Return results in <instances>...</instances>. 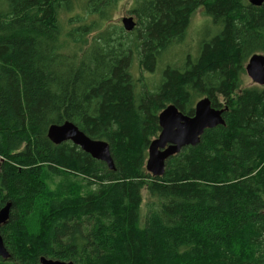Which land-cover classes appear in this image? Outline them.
<instances>
[{
	"label": "trees",
	"instance_id": "1",
	"mask_svg": "<svg viewBox=\"0 0 264 264\" xmlns=\"http://www.w3.org/2000/svg\"><path fill=\"white\" fill-rule=\"evenodd\" d=\"M121 1L0 0V207L11 204L0 264H264V85L240 88L239 78L264 53V3L133 0L135 27L105 28ZM197 8L214 33L144 90L133 56L152 72ZM203 96L227 107L224 124L152 176L158 112L192 115ZM65 120L108 142L113 169L48 139ZM142 189L157 199L143 223Z\"/></svg>",
	"mask_w": 264,
	"mask_h": 264
},
{
	"label": "water",
	"instance_id": "2",
	"mask_svg": "<svg viewBox=\"0 0 264 264\" xmlns=\"http://www.w3.org/2000/svg\"><path fill=\"white\" fill-rule=\"evenodd\" d=\"M249 1L255 5H259L263 0ZM123 24L126 29H130L133 26L130 18L123 19ZM246 70L253 80L264 83V57L262 55H253L246 66ZM215 122H217L216 113L208 110L205 102H201L195 107L193 117H187L178 113L172 105H168L159 114V124L162 131L159 139L153 141L149 147L150 159L147 161V169L153 173H161L164 166L162 162L164 158L177 152L182 145L197 143L198 135L201 134L204 127L211 126ZM48 137L55 143L70 139L93 157L104 160L108 163L109 167H113L107 143L104 140L92 139L84 135L70 123L64 122L60 125H51L48 128ZM165 142H171V145L163 151H158L157 147H163ZM154 151L161 152L160 158L159 156H154ZM10 206L11 204L7 203L0 210V223L6 221ZM0 254L6 255L1 237ZM40 262L41 264H74L72 261L65 263L52 261L44 257L40 258Z\"/></svg>",
	"mask_w": 264,
	"mask_h": 264
},
{
	"label": "rangeland",
	"instance_id": "3",
	"mask_svg": "<svg viewBox=\"0 0 264 264\" xmlns=\"http://www.w3.org/2000/svg\"><path fill=\"white\" fill-rule=\"evenodd\" d=\"M132 4H133V0H122L121 2H119L113 14V18L108 22L104 23V27L107 28L110 25V23H114V24L116 23L117 25H121V18L123 16L130 15L127 11L131 8ZM66 18L67 15H64L62 17L63 27H66V21H65ZM91 18H95V17L93 15H90L87 20H91ZM214 31H215V27H212L211 19L205 16L203 8H197L195 12L192 13L188 21V29L186 30V34L183 41L173 43L170 47H168L158 58L156 62V66L152 72H146L143 69H141V67L138 65V56L137 55L133 56L131 71L133 72L134 77L137 78L138 81H140L139 82L140 84L142 83L144 85L143 86L144 90H147V88L148 90H153L162 80V69L165 66L170 65L181 68L180 65H183L185 56L187 58V53L189 54L188 57L190 58L196 57L198 52L197 45L199 40H201L204 35L206 36L209 34L210 35L207 36L206 38H210L211 33L213 34ZM260 53L264 54L263 52ZM247 60L248 58L246 59V62L242 66L243 67L242 72L240 71L239 73V78L242 82L240 88H247L253 85H257L250 79V77L246 74L244 70V66L247 63ZM220 101L223 102V99L220 98ZM91 186L94 187L95 185L92 184ZM141 195H142V203L139 208V219L141 223H143L146 214L150 210L149 207H154L156 205L157 199L156 198L151 199L152 197L148 195L145 189L141 190Z\"/></svg>",
	"mask_w": 264,
	"mask_h": 264
},
{
	"label": "bare ground",
	"instance_id": "4",
	"mask_svg": "<svg viewBox=\"0 0 264 264\" xmlns=\"http://www.w3.org/2000/svg\"><path fill=\"white\" fill-rule=\"evenodd\" d=\"M248 1V3L249 4H251V5H255V4H253V3H251L249 0H247ZM264 1V0H263ZM263 1L261 2V4L263 3ZM261 4H259V5H255V6H260ZM131 19L132 20V22H133V26L130 28V29H126L125 27H124V24H123V19ZM121 25H122V27H123V29L125 30V31H131L134 27H135V19H134V17L132 16V15H126V16H123L122 18H121ZM253 55H262V57H264V54H262V53H254V54H252L251 56H249L248 57V60H247V63L245 64V66H244V69H245V72H246V74L249 76V74H248V72H247V70H246V66H247V64L249 63V60H250V58L253 56ZM250 77V76H249ZM250 79L255 83V84H257V85H264V83H259V82H257V81H255V80H253L251 77H250ZM201 102H205L206 104H207V108H208V110H210V111H213L214 113H216V116H217V122H215L214 124H212L211 126H206V127H204V129L202 130V132H201V134H199L198 135V141H197V143L199 142V139H200V136L203 134V131L205 130V129H209V128H213V127H216V126H218V125H223L224 124V119H223V112L227 109V107H222V108H215V107H213V106H211V101H210V99L207 97V96H203V97H200V98H198L196 101H195V103H194V106H193V114L192 115H185V114H183V113H181L173 104H168V105H172L174 108H175V110L178 112V113H181V114H183V115H185V116H187V117H193L194 116V114H195V107L198 105V104H200ZM168 105H166L159 113H158V115H157V118H158V126H159V128H160V130H159V132L157 133V135L152 139V140H150V142L148 143V146H147V150H146V159H145V170L147 171V172H149L152 176H160V175H162L163 174V172H164V167H165V161L169 158V157H171V156H173V155H175L176 153H178L183 147H185V146H188V145H191V146H193V145H195V144H197V143H195V144H185V145H182L180 148H179V150L177 151V152H175L174 154H172V155H169V156H167V158H164L163 159V164H164V166H163V169H162V172L161 173H153L152 171H150V170H148L147 169V161L150 159V155H149V147H150V145H151V143L153 142V141H156V140H158L159 139V136H160V133H161V131H162V128H161V126H160V124H159V114L161 113V112H163L166 108H167V106ZM70 123V124H72L73 126H75L76 128H77V130L79 131V132H81V133H83L84 135H86L83 131H81L74 123H72L71 121H69V120H65V121H63L62 123H59V124H56V123H51L49 126H48V128L51 126V125H60V124H63V123ZM47 137H48V129H47ZM89 137V136H88ZM48 139L50 140V141H52L49 137H48ZM93 139V138H92ZM101 140H103V139H101ZM66 141H69V142H71L72 144H74L70 139H68V140H64V141H61L60 143H62V142H66ZM105 141V140H104ZM53 142V141H52ZM106 143H107V145H108V150H109V144H108V142L107 141H105ZM54 144H60V143H55V142H53ZM74 145H76V144H74ZM169 145H171V142H165V144L163 145V147L162 146H158L157 147V150L158 151H163V150H165L166 148H168V146ZM82 151H84V152H86L85 150H83L82 148H81V146H79V145H77ZM86 153H88V152H86ZM92 158H94V159H97V160H99V161H102V162H104L106 165H107V167L109 168V169H112L111 167H109V165H108V163L106 162V161H104V160H101V159H98V158H95V157H93L90 153H88ZM109 155H110V152H109ZM160 155H161V152H157V151H154V156H159V158H160ZM110 158H111V156H110ZM2 158H0V162L2 161L1 160ZM112 160V159H111ZM112 166H113V163H112ZM7 203H9V202H7ZM7 203H5L2 207H0V210L7 204ZM9 211H10V208H9ZM8 215H9V212H8ZM9 217V216H8ZM8 217H7V219H8ZM7 219H6V221H7ZM6 221L4 222V223H0V225H2V224H5L6 223ZM0 237H1V239H2V242H3V238H2V236L0 235ZM3 247H4V250H5V253H6V255L4 256V255H1L0 254V257L1 258H3V259H6L8 256H9V254H8V251H7V249L5 248V246H4V242H3ZM7 256V257H6ZM41 257H44V256H40V258ZM40 258H39V263L41 264V262H40ZM44 258H46V259H49V260H52V261H58V262H71V261H62V260H58V259H51V258H47V257H44Z\"/></svg>",
	"mask_w": 264,
	"mask_h": 264
}]
</instances>
